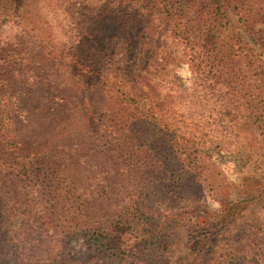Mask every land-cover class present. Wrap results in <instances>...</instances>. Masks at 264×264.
<instances>
[{"label":"trees","instance_id":"trees-1","mask_svg":"<svg viewBox=\"0 0 264 264\" xmlns=\"http://www.w3.org/2000/svg\"><path fill=\"white\" fill-rule=\"evenodd\" d=\"M7 18L16 21L19 31L4 39L0 31V74L9 83H25L35 69L41 75L35 73L32 86L46 92L47 103H76L66 119L45 116L62 127L49 140L60 153L59 164L20 166L23 182L38 187L49 222L58 223L63 237L87 240L100 255H128L142 248L155 252L158 263H168L174 244L165 227L179 226L185 215L195 223L201 218L196 210L189 215L173 210L190 205L191 183L205 184L199 152L188 148L192 131L214 136L218 115L227 114L217 111L218 99L203 98L214 101L209 110L214 114L195 123L178 113L173 98L215 97L218 89L227 90L218 110L226 111L228 103L236 106L241 123L245 120L262 144L254 156H264V69L240 31L261 45L264 57V0H0V23ZM137 30L142 49L152 46L164 55L162 62L150 55L154 70L141 60L143 66L133 74L124 52ZM179 62L187 63L190 73L181 86L175 81ZM234 63L245 66L239 77L223 72ZM246 80L251 85L244 88ZM237 90L242 95L228 96ZM6 111L2 115L10 117ZM183 118V126H175ZM5 143L4 136L0 144ZM8 156L21 161L17 147ZM94 156L96 161L74 168ZM253 174L246 178L254 193L240 204L222 205L218 225L203 229L196 254L207 256L203 264H264V185ZM112 197L116 208L124 198L129 204L116 214L104 213ZM161 206L170 212L153 213ZM18 210L8 208V217ZM151 220L157 221L154 231L141 229ZM135 234L142 238L133 245Z\"/></svg>","mask_w":264,"mask_h":264},{"label":"rangeland","instance_id":"rangeland-1","mask_svg":"<svg viewBox=\"0 0 264 264\" xmlns=\"http://www.w3.org/2000/svg\"><path fill=\"white\" fill-rule=\"evenodd\" d=\"M236 19L235 16H232L235 25H237ZM0 31L3 34V39L10 38L19 31V26L13 18H7L0 23ZM240 31L246 46L255 51L253 52L255 56L257 54L259 66L264 69V57L260 56L262 54L261 45L256 43L243 28ZM138 32V30L136 33L134 32L136 39L133 43L126 45L124 52V54L128 53L127 66L133 74H136L139 67L143 66L141 60L147 61L149 68L154 70V61H151L150 55L156 57L159 62H162L164 55L163 51L160 52L152 46L146 50L142 49ZM99 37L104 39V32ZM244 68V65L234 63L231 66H225L223 72L230 73V75L235 73L239 77L238 75ZM37 72L41 75L40 71L32 69L29 72L30 79L27 82L16 81L13 84L9 83L10 78L6 74H0V141L5 136L6 142L4 145L0 144V264H160L156 260L155 252H147L142 248H132L131 243L128 247L133 249L131 254L111 256L112 254L100 255L96 251V247H90L87 240L83 238L73 235L63 237L60 235V230L57 229L58 223L49 222L48 212L38 199V187L34 183L23 182L21 165L34 162L37 163L35 168H42L44 163L49 166L59 164L58 156L60 153L57 150L55 154L56 149L53 150L49 140L62 127L57 123L48 122L46 117L48 118L52 114L51 120L66 119L70 112L76 111L75 102H72V105L59 104L57 106L47 103L46 92L40 87L32 86ZM189 74L187 63L179 62L176 72V85L181 86L184 82L186 85L185 79L188 78ZM221 81L223 82V79ZM204 82L201 84L204 85ZM250 82L251 80H246L243 87H249ZM220 85L224 84H218V87ZM226 91L222 92L218 89V95H213L215 97L184 94L182 98H173L174 104L180 106L177 109L178 113H183L188 118L192 116L191 120H194L195 123L201 120L200 116L214 114L209 112L213 109L212 103L214 101L207 102L203 98L218 99L217 111L221 114L227 112V114L218 115V130L214 136L203 131L200 134H196L195 130L192 131L194 136L191 137V144H188V148L192 146L199 152L196 154V159L200 162L198 170L202 172L205 184L191 183L192 189L189 194L192 201L190 205L186 203L173 208V210L174 212H187L188 215L190 210H196L201 218L199 223H195L194 220H190V217L185 215V221L179 226L173 229L165 227L170 241L174 244L173 255L170 256L171 260L166 264H203L206 262L207 256L199 259L196 257L198 243L201 240L199 238L203 236V229L215 227V224L218 225L219 220L216 215L222 205L240 204L245 196L254 193L250 180L246 176H254L253 172L256 171L258 177L262 178L260 179L261 185H264V162L262 159H258L259 157L264 158V156H254L257 152L259 153L262 146L260 140L255 138L245 120L241 123L237 115L238 109L232 103L225 104L227 106L226 111H224L225 108L221 111L218 110L219 105H222L220 99H226ZM244 92L249 94L250 90ZM240 95L242 92L240 93L238 90L234 95L228 94L229 97L233 98ZM50 96L52 97V95ZM97 98L95 101L98 102ZM4 110L10 113V117L2 115ZM183 122L184 118L181 119L180 123L175 122V126L182 127ZM197 130L202 129L199 130L198 128ZM16 147L21 157V161L17 163H15L13 156H8V154L14 153ZM76 158H78L77 155H75ZM90 159L85 158L76 164H74L75 162L72 163L74 168H83L85 165L81 162H94L97 160V156H94L92 160ZM212 163L215 166H212ZM67 164L69 163L67 162ZM254 164L262 166L258 169L254 167ZM261 173L262 175H260ZM114 199L115 197H112L108 200V206L106 205L103 209L104 213L116 214L117 208L121 209L129 204L128 199L125 200L124 198V202L120 201L116 208L118 202H112ZM10 207L19 209L10 215L12 218L7 215V209ZM169 212L170 209L167 208L166 210L165 207L161 206L159 210L153 213L165 215ZM156 225L157 221L151 220L141 229L151 232L154 231ZM134 236L135 240L132 244L136 245L142 236L139 234ZM197 237L198 240H196Z\"/></svg>","mask_w":264,"mask_h":264}]
</instances>
